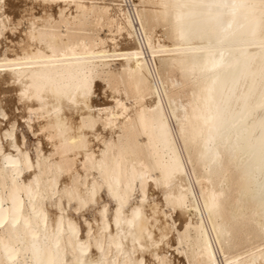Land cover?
<instances>
[{"label": "bare ground", "instance_id": "6f19581e", "mask_svg": "<svg viewBox=\"0 0 264 264\" xmlns=\"http://www.w3.org/2000/svg\"><path fill=\"white\" fill-rule=\"evenodd\" d=\"M35 1L0 0V118L42 131L0 127V264H264V0Z\"/></svg>", "mask_w": 264, "mask_h": 264}, {"label": "rangeland", "instance_id": "374dc122", "mask_svg": "<svg viewBox=\"0 0 264 264\" xmlns=\"http://www.w3.org/2000/svg\"><path fill=\"white\" fill-rule=\"evenodd\" d=\"M14 1V2H13ZM35 0H6V3L8 2V4H9V6H10V8H12V10H14V11H17L16 13H18V12H23L24 10H26V11H29V10H32L33 12H37V11H40V9H41V6L38 4V2L37 1H35ZM19 2V3H18ZM21 3V4H20ZM26 3V4H25ZM59 3H61V0L59 1ZM63 3V2H62ZM8 4H6V6H5V8H7V5ZM38 4V5H37ZM123 4H125V2L123 3ZM17 5V6H16ZM23 5V6H22ZM15 7H16V9H15ZM19 7V8H18ZM30 7H32V9L30 8ZM21 8V9H20ZM26 8H29V10L28 9H26ZM24 9V10H23ZM23 10V11H22ZM56 11H57V9H56ZM22 14H24V12L22 13ZM10 27H11V25H10ZM10 27H8V25H7V27L3 30V33L0 35V53L2 54L3 52L2 51H6V50H9L10 48H11V45L13 46V45H17L19 42H20V39L23 37V34L19 31V30H21V26L19 25V26H12L11 28ZM14 27V28H13ZM15 31V32H14ZM5 35V36H4ZM17 35V36H16ZM9 38V39H8ZM122 39V38H121ZM9 41V42H8ZM13 41V42H12ZM17 41H19V42H17ZM7 48V49H6ZM6 49V50H5ZM98 83H99V89H98V86H96V94H94V98L95 99H98L99 101H100V103L101 104H103V107H108L109 106V108L111 107V105H110V103H112V101H111V98L110 97H105V94H104V91H105V89L104 88H102L100 85H102V82H100V81H98ZM8 85V86H7ZM11 84H5L4 85V87L5 88H7V89H11L12 88V85L10 86ZM101 88L102 89H104V91L103 90H101ZM101 91V92H100ZM11 91H9V92H7L6 93V95L8 94V95H10V94H13V92H11ZM103 94V95H102ZM105 99V100H104ZM20 111V112H19ZM19 117V118H17V116ZM16 116V117H15ZM15 118L16 119V134H17V136L18 137H20V135L21 136H24V141H25V145H26V143H27V147H29V149H30V152L32 151L33 152V150L32 149H34V145L36 144V141L38 140V138L40 137V135H41V132L40 131H37L36 130V127H37V125H35L36 124V121H38V119H34L33 121H30V124L28 125L27 123H26V118H25V115H23V112L21 111V109L20 108H18V107H16V106H13L12 107V109H11V111H9L8 112V115L4 118H0V127L2 126V127H4L5 125H6V123H7V120H9V118ZM5 119V120H4ZM40 120V119H39ZM19 123V124H18ZM33 126H32V125ZM30 126V127H29ZM28 128V129H27ZM34 130V131H33ZM22 131V132H21ZM24 131V132H23ZM31 131V132H30ZM44 132V131H43ZM20 134V135H19ZM24 134V135H23ZM31 134V135H30ZM27 141H26V140ZM37 139V140H36ZM4 141H6V139L4 138L3 139V143L5 144V142ZM34 142V143H33ZM29 144V145H28ZM33 145V146H32ZM45 146V145H44ZM45 147H49V145H46ZM25 174H27V172H24V175ZM155 192H156V189L154 190ZM149 193H151V191L149 192ZM102 195H103V193H102ZM154 196H156V194H154ZM90 208H88V210H83L82 212H78V211H75L74 212V210H73V215L74 216H76V219H77V221L79 222V224H80V226H84L85 224H82V223H85L84 221H85V218H88L89 217V214H90V212H91V210H93V209H91V210H89ZM71 211H72V209H70ZM69 210V208H68V211H70ZM89 213H87V212ZM84 213V214H83ZM79 214H80V217H79ZM81 218V219H80ZM160 246H162L161 244H160ZM163 248H164V250H168L167 251V256H168V258L170 257V255H171V257L173 258V261L175 262V264H178V259H181L182 258V256L179 254V256H178V254L175 252V251H173V253L172 254H170V252H171V250L173 249V248H169V247H164L163 246ZM167 248V249H166ZM144 251H145V253H146V259L147 260H150V261H152L154 258H153V253L151 252V250H147L146 251V249H144ZM149 252V253H148ZM150 254H152V255H150ZM175 256V257H174ZM178 256V257H177ZM151 257L153 258V259H151ZM180 257V258H179ZM178 258V259H177ZM175 259V260H174ZM180 264H182V261L180 262Z\"/></svg>", "mask_w": 264, "mask_h": 264}]
</instances>
